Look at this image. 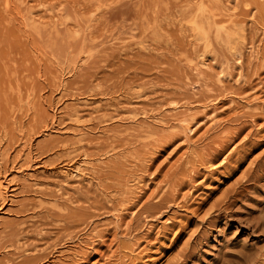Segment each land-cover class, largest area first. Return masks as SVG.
<instances>
[{
	"label": "rangeland",
	"instance_id": "obj_1",
	"mask_svg": "<svg viewBox=\"0 0 264 264\" xmlns=\"http://www.w3.org/2000/svg\"><path fill=\"white\" fill-rule=\"evenodd\" d=\"M0 182V264H264V0H0Z\"/></svg>",
	"mask_w": 264,
	"mask_h": 264
},
{
	"label": "bare ground",
	"instance_id": "obj_2",
	"mask_svg": "<svg viewBox=\"0 0 264 264\" xmlns=\"http://www.w3.org/2000/svg\"><path fill=\"white\" fill-rule=\"evenodd\" d=\"M2 180V179H1ZM2 188H3V186H2V184H1V182H0V192L2 191ZM7 189V188H6ZM4 193H6V192H4ZM209 214V213H208Z\"/></svg>",
	"mask_w": 264,
	"mask_h": 264
}]
</instances>
